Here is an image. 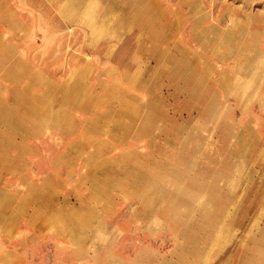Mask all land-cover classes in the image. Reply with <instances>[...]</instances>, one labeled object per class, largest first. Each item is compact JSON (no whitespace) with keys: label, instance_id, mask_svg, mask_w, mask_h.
Returning <instances> with one entry per match:
<instances>
[{"label":"rangeland","instance_id":"obj_1","mask_svg":"<svg viewBox=\"0 0 264 264\" xmlns=\"http://www.w3.org/2000/svg\"><path fill=\"white\" fill-rule=\"evenodd\" d=\"M127 1L0 0V264H264V0Z\"/></svg>","mask_w":264,"mask_h":264},{"label":"bare ground","instance_id":"obj_2","mask_svg":"<svg viewBox=\"0 0 264 264\" xmlns=\"http://www.w3.org/2000/svg\"><path fill=\"white\" fill-rule=\"evenodd\" d=\"M116 1V0H115ZM132 0H128L127 2H131ZM137 3H138V1H137ZM262 6H264V5H262ZM144 7V6H143ZM264 8V7H263ZM149 10V9H148ZM130 11V10H129ZM145 12H147V11H145ZM144 12V13H145ZM150 12V11H149ZM251 14V13H250ZM151 15V14H150ZM150 17V16H149ZM140 19V18H139ZM150 21H152V20H150ZM253 21V20H252ZM155 22V21H154ZM231 23V21H228V24H230ZM227 25V24H226ZM224 26H225V24H224ZM228 26V25H227ZM226 26V27H227ZM196 38V37H195ZM198 40V39H197ZM89 56V55H88ZM201 182V181H200Z\"/></svg>","mask_w":264,"mask_h":264}]
</instances>
